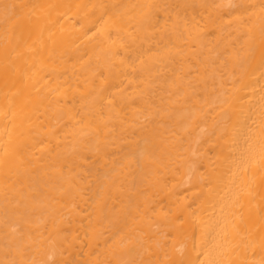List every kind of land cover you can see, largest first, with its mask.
<instances>
[{"label": "bare ground", "instance_id": "6f19581e", "mask_svg": "<svg viewBox=\"0 0 264 264\" xmlns=\"http://www.w3.org/2000/svg\"><path fill=\"white\" fill-rule=\"evenodd\" d=\"M0 264H264V0H0Z\"/></svg>", "mask_w": 264, "mask_h": 264}]
</instances>
